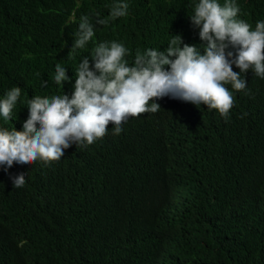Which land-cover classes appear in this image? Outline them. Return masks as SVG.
<instances>
[{
	"label": "trees",
	"instance_id": "1",
	"mask_svg": "<svg viewBox=\"0 0 264 264\" xmlns=\"http://www.w3.org/2000/svg\"><path fill=\"white\" fill-rule=\"evenodd\" d=\"M117 2L0 0V99L22 90L0 129L22 131L34 96L71 95L80 62L91 65L101 42L122 43L129 66L176 35L202 51L190 20L199 0H124L127 16L96 25L72 51L80 17L95 24ZM234 2L252 30L264 21V0ZM57 64L70 83L55 82ZM241 78L245 91L227 85V120L205 105L153 98L160 110L130 117L119 135L109 124L58 162L0 166V264H264V78ZM21 172L26 184L14 188L10 176Z\"/></svg>",
	"mask_w": 264,
	"mask_h": 264
},
{
	"label": "clouds",
	"instance_id": "2",
	"mask_svg": "<svg viewBox=\"0 0 264 264\" xmlns=\"http://www.w3.org/2000/svg\"><path fill=\"white\" fill-rule=\"evenodd\" d=\"M128 10L129 4L119 0L108 18L97 14L95 24L89 16H81L71 50L83 49L94 37L96 25L106 26L110 20L127 16ZM239 12L234 0H226L223 6L218 0H199L190 20L199 29L202 51L176 35L164 51L137 52L129 66L125 58L129 50L122 43H99L92 64L87 56L80 62L71 95L34 96L28 101L22 131L0 129V166L7 172L14 162H58L73 144L86 148L103 138L109 124L113 134L119 135L130 117L160 110L158 103H149L153 98L205 105L227 120L235 103L227 85L236 92L245 91L247 81L241 74L249 70L264 78V21H257L252 30L238 19ZM233 65L240 71H234ZM54 79L57 84L72 81L59 64ZM21 92L20 87H13L0 99V115L5 120L11 119ZM25 176L23 172L10 176L13 187H24Z\"/></svg>",
	"mask_w": 264,
	"mask_h": 264
}]
</instances>
